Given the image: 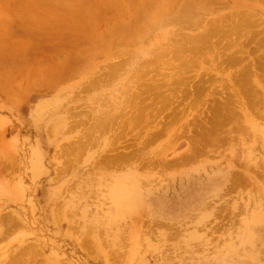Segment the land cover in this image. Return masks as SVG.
I'll return each instance as SVG.
<instances>
[{"label": "rangeland", "instance_id": "obj_1", "mask_svg": "<svg viewBox=\"0 0 264 264\" xmlns=\"http://www.w3.org/2000/svg\"><path fill=\"white\" fill-rule=\"evenodd\" d=\"M0 264H264V0H0Z\"/></svg>", "mask_w": 264, "mask_h": 264}, {"label": "bare ground", "instance_id": "obj_2", "mask_svg": "<svg viewBox=\"0 0 264 264\" xmlns=\"http://www.w3.org/2000/svg\"><path fill=\"white\" fill-rule=\"evenodd\" d=\"M39 107V106H38ZM40 110H41V108L39 109V112H40ZM43 114V113H42ZM111 115V114H110ZM114 116V115H113ZM107 119V118H106ZM103 120H105V119H103ZM145 158V157H144ZM148 164V163H147ZM131 165V164H130Z\"/></svg>", "mask_w": 264, "mask_h": 264}]
</instances>
